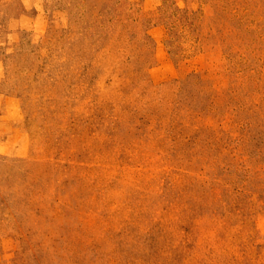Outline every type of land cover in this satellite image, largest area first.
<instances>
[{"label":"rangeland","instance_id":"obj_1","mask_svg":"<svg viewBox=\"0 0 264 264\" xmlns=\"http://www.w3.org/2000/svg\"><path fill=\"white\" fill-rule=\"evenodd\" d=\"M0 264H264V0H0Z\"/></svg>","mask_w":264,"mask_h":264}]
</instances>
